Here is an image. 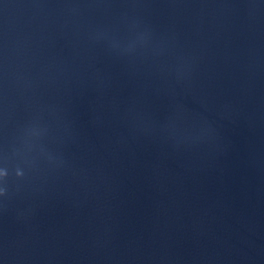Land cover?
Here are the masks:
<instances>
[{
    "label": "water",
    "instance_id": "obj_1",
    "mask_svg": "<svg viewBox=\"0 0 264 264\" xmlns=\"http://www.w3.org/2000/svg\"><path fill=\"white\" fill-rule=\"evenodd\" d=\"M0 264H264V0H0Z\"/></svg>",
    "mask_w": 264,
    "mask_h": 264
}]
</instances>
